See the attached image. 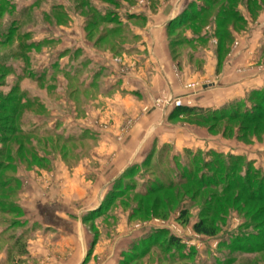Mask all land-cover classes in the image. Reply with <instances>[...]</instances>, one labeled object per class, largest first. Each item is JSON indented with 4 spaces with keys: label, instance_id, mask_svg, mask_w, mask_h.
I'll return each mask as SVG.
<instances>
[{
    "label": "rangeland",
    "instance_id": "rangeland-1",
    "mask_svg": "<svg viewBox=\"0 0 264 264\" xmlns=\"http://www.w3.org/2000/svg\"><path fill=\"white\" fill-rule=\"evenodd\" d=\"M190 1V12L207 11L196 21L178 25L175 18L155 29L162 25L161 6L178 10ZM214 1L0 0L4 264H264V200H247L250 192L264 197V93L256 106L250 93L221 107L188 106L208 90L218 95L212 92L220 91L226 67L242 76L264 73V4ZM220 15L227 23L220 24ZM157 35L169 47L175 77L155 100L156 133L149 130L131 160L120 164V144L149 109L116 119L118 103L136 95L120 74L148 64L141 44ZM178 81L191 93H177ZM184 106L191 111H175ZM256 107L263 114L258 123L229 119ZM115 126L104 148L97 130L109 136ZM187 128L200 136H177ZM59 206L67 214L56 215ZM206 215L215 236L194 231ZM172 236L179 242L171 243Z\"/></svg>",
    "mask_w": 264,
    "mask_h": 264
},
{
    "label": "crops",
    "instance_id": "crops-1",
    "mask_svg": "<svg viewBox=\"0 0 264 264\" xmlns=\"http://www.w3.org/2000/svg\"><path fill=\"white\" fill-rule=\"evenodd\" d=\"M192 1L189 3L183 4L178 10L174 8L172 5L165 4L161 6L160 11L158 14H161L160 20L162 21V25H156L155 29L158 30L160 28H165L167 24L175 19L177 16L181 14V12L190 6ZM155 17V16H153ZM156 18V17H155ZM155 32L156 34L158 33ZM148 37V36H147ZM145 38L142 41L141 46L145 49H148L150 58L147 61V65L141 66L138 70L127 71L126 73L120 74L121 78L124 80L126 84H123V87L128 88L132 94H136L135 98H128L127 100H122L118 104V108L116 111V119L119 120L122 114H136L137 112H141L144 108H149L147 112L144 113V116L141 117L138 125L134 127V129L128 134L122 144H120L119 148V159L120 164L125 160H131L136 152V149L142 145L143 139L146 138L148 135L149 130H153L152 136L156 133L157 127L159 126L158 122L161 120V113L160 110L155 108V100L161 94V92L172 86V82L174 80L175 74L173 71V63L170 57L169 47L166 45L165 40L159 39V36H155V40L152 37ZM155 48H154V47ZM152 49V50H151ZM241 58V57H240ZM104 60V58H103ZM246 60V58H244ZM236 61V60H235ZM230 64V61L228 62ZM251 67V66H249ZM226 67L223 71V76L220 79H224L218 85V89L220 91L212 92L218 93V95H208V91L204 94L203 97L200 95H195L194 97L190 98L192 101V107H221L228 103L230 100L233 99H241V97H245L247 94L255 91V90H264V73H254L253 71L248 72L245 76L234 74L231 71L229 72ZM229 72V73H228ZM134 73V74H133ZM254 74V75H253ZM135 75V77H134ZM119 78V80H121ZM125 78H131V80ZM178 80L175 78V81ZM122 81V80H121ZM174 87V83H173ZM177 93H191L189 90H186L183 86L181 81L175 83V89ZM210 92V93H211ZM206 96V98H205ZM200 97V98H199ZM24 103V102H23ZM194 105V106H193ZM89 128L93 130L91 124H89ZM89 129V130H90ZM119 130L118 126H115L111 132L112 134H108V131L105 132L100 130L101 139L103 146L108 144V138L115 137L117 133L116 131ZM195 130L192 129H178V135L181 138H191L192 136H200L198 133L194 132ZM198 131V130H196ZM163 137L165 133H162ZM168 134H166L167 136ZM159 137L158 135L156 136ZM162 137V136H161ZM105 139V140H104ZM171 139V137H170ZM165 141H171V140ZM148 143V140H147ZM103 147L101 149H104ZM124 166V165H123ZM122 165L120 168L116 167L118 171H120L117 176L122 174L121 170L124 169ZM116 176V177H117ZM115 177V178H116ZM101 204V203H99ZM91 207V206H90ZM87 210L80 211L79 213L84 214L85 212H92L98 209L100 205H95ZM42 208V207H41ZM51 208L56 209L55 206ZM55 213L56 215H60V212H64L62 214H67L65 211V207L59 206ZM70 213V212H68ZM61 214V215H62ZM74 215V214H73ZM70 239V238H69ZM70 241L75 242V238L70 239ZM85 259V258H84ZM6 260H0V264H4ZM86 260H40L39 264H84ZM94 261V260H92ZM92 263V262H91ZM94 263V262H93ZM90 264V263H89ZM100 264H116V260H101Z\"/></svg>",
    "mask_w": 264,
    "mask_h": 264
},
{
    "label": "trees",
    "instance_id": "trees-1",
    "mask_svg": "<svg viewBox=\"0 0 264 264\" xmlns=\"http://www.w3.org/2000/svg\"><path fill=\"white\" fill-rule=\"evenodd\" d=\"M218 0H215V2H217ZM257 4V6H262L264 4L263 1H260V0H254ZM224 8V6H223ZM222 8V9H223ZM221 9V10H222ZM225 12L227 11L226 9H223ZM192 10H190V6H188L186 9H184L181 14L179 16L176 17V20L178 21V25H182V21H186L187 19L191 20V21H196L203 13H205L207 11V8L204 6V7H201L199 9H197V11L195 12H190ZM224 12V13H225ZM226 15V14H225ZM240 18V17H239ZM220 19V20H219ZM219 22H221L220 24H224V23H227L228 21V17L227 16H223L221 17L220 15V18H219ZM173 22H175V20H173ZM170 25H172V22H170ZM228 30V29H227ZM8 38H10L11 36H7ZM7 38V39H8ZM227 38V37H226ZM225 45V43L223 44V46ZM21 46H24L23 44H21ZM21 54V57H24V52H20ZM40 80V78H39ZM264 92L261 91V90H255L253 92L250 93L249 95V99H252L254 101V105L256 106L257 103L255 102V100H258L260 97H262V94ZM21 104H24L23 101ZM235 106V105H234ZM237 106V105H236ZM5 109L9 110V112H11L13 115H17V109L14 108V107H10V106H4ZM1 108V107H0ZM187 109L186 111L190 112L191 111V108H188L187 106H184V107H179V108H175V111L176 110H179V109ZM257 110L254 111H251V114H248V111H245L241 116H239L236 112L235 113H232L230 115V120H235L236 118H241L243 119L244 121L248 122L249 124L251 123H258L260 120H261V116L264 114L261 113V108L259 107H256ZM259 111V112H258ZM227 113V110L226 108H223L222 111H221V114L223 115H226ZM214 118L216 117V115L213 116ZM243 127V130L246 131L247 129L244 128L246 126H241V129ZM188 152V151H187ZM237 162V160H235L234 164ZM211 164V163H208V165ZM1 165V164H0ZM230 165V164H229ZM228 165V166H229ZM209 167V166H208ZM229 169L232 168V166L228 167ZM229 169H228V175H229ZM251 172V171H250ZM247 173V180L245 181V184L243 186V188H250V180L248 179V176H250L251 173ZM238 187V186H237ZM171 188V186H170ZM248 199L247 200H250V201H256V200H264V197L262 195H257L253 192H250L248 194ZM108 203V201H107ZM141 203H143V200L141 201ZM181 217H187V212L183 211L182 214H181ZM189 219L187 218L185 221L187 222ZM194 231L198 234H203V235H206V236H215L216 233H217V230L216 228L214 227V222L211 221L209 219V215H206V216H203L200 220H198L195 224H194ZM150 238V237H149ZM150 241V239L148 240V242ZM176 241L179 242V239L175 236H172L171 237V243H176Z\"/></svg>",
    "mask_w": 264,
    "mask_h": 264
},
{
    "label": "built area",
    "instance_id": "built-area-1",
    "mask_svg": "<svg viewBox=\"0 0 264 264\" xmlns=\"http://www.w3.org/2000/svg\"><path fill=\"white\" fill-rule=\"evenodd\" d=\"M181 105H183V102L182 101H177L176 106H181Z\"/></svg>",
    "mask_w": 264,
    "mask_h": 264
}]
</instances>
